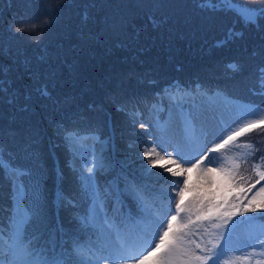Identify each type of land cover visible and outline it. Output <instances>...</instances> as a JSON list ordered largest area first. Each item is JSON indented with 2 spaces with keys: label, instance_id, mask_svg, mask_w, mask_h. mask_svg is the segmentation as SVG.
<instances>
[{
  "label": "trees",
  "instance_id": "obj_1",
  "mask_svg": "<svg viewBox=\"0 0 264 264\" xmlns=\"http://www.w3.org/2000/svg\"><path fill=\"white\" fill-rule=\"evenodd\" d=\"M45 3L52 7L63 4L59 21L51 27H47L51 17ZM200 3L0 0V68L7 69V76L0 72V80L11 85L7 95L0 93V146L8 163L43 175V222L34 221L28 228L41 249L67 254L77 242L96 241L94 230L82 223L96 202L106 204L108 215L121 217L129 227L132 221L139 222L140 209L127 194L130 184L140 185V193L149 203L154 199L166 207L169 184L159 175L145 178L140 154L155 144V135H149L154 126L170 119L175 125L179 109L172 108L173 89L179 90L176 96H190L193 105H202L218 95L257 108L264 105V85L259 78V69L264 67V18L259 26L246 25L238 14V6L260 9L264 8V0H232V10L219 5L215 10L203 9ZM25 13L36 21L28 26L32 40L9 30L10 24L15 27L13 18ZM232 33L242 35L233 37ZM40 37L41 44L32 42ZM233 64L236 69L229 67ZM29 70L37 74L36 83ZM38 86H47L49 96H38L34 91ZM13 90H18L20 96L10 104L7 101ZM26 91H31L32 100L24 111L21 105ZM139 122L147 123L149 131L141 129ZM262 132L264 127L238 138L227 155H243L250 151L249 144L264 148ZM72 133L79 134L75 146L68 140ZM97 146L106 166L96 170L88 182L83 179L90 166L85 161H92L91 151ZM156 151L163 156L159 144ZM73 156L79 158L81 168L71 164ZM152 159L159 157L154 155ZM164 165L166 160L159 159L151 172L161 173ZM241 176L244 181L239 179ZM256 179L248 165H241L234 183L245 191L233 188L229 199L239 197L247 203L244 197L251 199L264 184L261 181L248 192ZM25 183L30 188L32 181ZM10 192V183L0 169V209L11 205ZM113 192L118 198L111 197ZM58 194L68 199L66 204L58 203ZM103 194H109L108 201H104ZM262 203L264 193L252 207ZM245 216L255 217L252 226H264L259 211H249L236 219ZM6 219L0 213V223ZM204 225L210 234L215 233L208 223ZM243 233L241 228L236 235ZM207 238L216 242L214 234ZM240 245L223 253L219 260L234 250L238 264H264L259 249L251 252L250 245ZM244 248L249 250L241 251Z\"/></svg>",
  "mask_w": 264,
  "mask_h": 264
},
{
  "label": "snow or ice",
  "instance_id": "obj_2",
  "mask_svg": "<svg viewBox=\"0 0 264 264\" xmlns=\"http://www.w3.org/2000/svg\"><path fill=\"white\" fill-rule=\"evenodd\" d=\"M217 5L223 9H233L232 0H216L215 3L213 0H201L200 3L201 8L211 10H215ZM44 8L51 17L47 27H51L59 21L63 4L52 7L45 3ZM238 14L246 25L259 26V20L264 18V8H243L238 10ZM13 19L15 27L10 24L9 30L18 36L28 35L29 40H32L28 26L35 25V19L27 13ZM155 23L153 21L154 25ZM231 35L235 37L242 34ZM32 42L41 44L43 37ZM229 67L236 69L234 64ZM0 72L7 76V69L0 68ZM29 75L36 83L37 74L29 70ZM259 78L261 85H264V67L259 69ZM10 87L6 80H0V93L7 95ZM34 91L40 97L49 96L47 86L35 87ZM177 91L179 90L173 89L170 96L173 111L179 109L175 125L170 119L162 125L154 126L149 135H155V144L140 154L145 178L159 175L168 182L165 192L167 207L154 199L149 203L141 195L140 185L130 184L127 194L134 198L140 209L139 222L132 221V226L129 227L121 217H110L105 211L106 204L96 202L92 213L82 221L86 227L94 230L96 241L88 244L77 242L67 254H56L52 248L41 249L29 234L28 228L34 221L43 222V175L26 172L8 163L0 146V169H3L4 177L11 187V205L0 209V213L7 217L0 223V264H208V261L218 264L223 253L241 243L250 245L251 252L259 249L260 254L264 255V226H252L251 221L255 219L252 216H245L243 220L236 219L249 211H259L260 218L264 219V203L252 207L264 193V184H261L264 181V171L261 170L264 168V148L249 144L250 151L243 155H227L238 138L264 127V105L257 108L220 95L202 105H193L189 103L190 96L184 93L176 96ZM19 96L18 90H13L11 99L7 102L15 104ZM23 99L25 103L21 105V109L27 111L32 100L31 91H26ZM117 110L123 112L124 108ZM153 110H156L155 107ZM135 123L137 121L133 120V124ZM139 127L149 131V125L145 122H139ZM260 134L264 135V132ZM78 138V133L68 136L69 142L74 146ZM156 144L160 145L163 156L156 151ZM154 155L166 160V165L161 166L162 172L159 174L151 172L159 164V159H152ZM85 163L90 164L87 174L83 176L88 182H91L96 170H103L106 166L103 160L97 161L95 157ZM241 165H248L258 177L247 188L248 192L261 184L251 199L244 197L248 200L247 203L239 197L230 200L228 196L233 188H240L234 182ZM193 171L197 174L196 182L191 179ZM164 172L168 175L164 176ZM239 179L245 180L242 176ZM25 180L32 181L30 188ZM206 185H211L214 190L210 191ZM240 191L245 189L240 188ZM189 195L191 199L188 198ZM111 197L118 198L117 193H111ZM103 199L108 201L109 194H103ZM29 200L31 204L28 203ZM193 213L195 219L192 218ZM182 214H187V222H184ZM201 223H208L211 229L216 230L215 233L210 234L207 229L204 235L199 231H190V225L198 226ZM241 228H244V233L237 236V231ZM213 234L216 242L208 239L205 243V236ZM193 235L198 236L201 242L193 240ZM209 244L211 247H208ZM257 264L261 262L258 261Z\"/></svg>",
  "mask_w": 264,
  "mask_h": 264
},
{
  "label": "rangeland",
  "instance_id": "obj_3",
  "mask_svg": "<svg viewBox=\"0 0 264 264\" xmlns=\"http://www.w3.org/2000/svg\"><path fill=\"white\" fill-rule=\"evenodd\" d=\"M238 9H243V7H239V6H238ZM99 149H100V146H97L96 149H93V150L91 151L92 159L95 157V159H96L97 161H100ZM71 164H72L73 166H75V167H80V166H81V162H80V160H79L76 156H73V157L71 158ZM173 179H175V178H173ZM191 179H192L193 182H196V180H197V174H196L195 171H193V173L191 174ZM206 187H207L210 191H211V190H214V189L212 188L211 185H206ZM188 198L191 199V196L189 195ZM64 201H65V200L62 198V199H61V202L64 203ZM182 216H183V220H184V222H187V214H182ZM192 218L195 219V215H194V213H193ZM205 229H207V228H206V226L204 225V223H201V224L198 225V226H197V225H190V231L193 232V233H195L196 231H199L200 234H202V233H204ZM207 230L209 231L210 229H207ZM192 239L195 240V241L198 242V243L201 242V241H200V238H199L198 236L193 235V236H192ZM208 239H210V238L205 239L204 242L206 243V241H207ZM236 246L241 248V245H240V244H238V245H236ZM208 247H211V245L209 244ZM240 257H242V255H241ZM239 262H240V261H239V258H238V256L236 255L235 251H234V250H231L229 254H227L224 258H222V260H219L218 264H238ZM145 264H147V262H145ZM208 264H212V261H208Z\"/></svg>",
  "mask_w": 264,
  "mask_h": 264
}]
</instances>
